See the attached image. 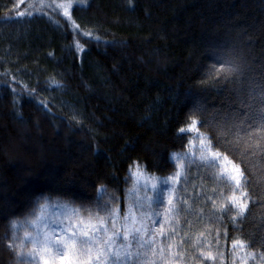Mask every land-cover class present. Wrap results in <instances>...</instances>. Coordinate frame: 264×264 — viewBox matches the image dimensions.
<instances>
[{
    "label": "trees",
    "instance_id": "1",
    "mask_svg": "<svg viewBox=\"0 0 264 264\" xmlns=\"http://www.w3.org/2000/svg\"><path fill=\"white\" fill-rule=\"evenodd\" d=\"M61 2L0 0V264H43L17 242L46 200L103 216L124 210L137 163L176 173L193 119L244 170L248 211L218 216L224 182L187 161L179 257L167 247L130 264H231L237 238L264 261V107L241 104L264 87V0H71V20ZM201 244L216 261L200 258Z\"/></svg>",
    "mask_w": 264,
    "mask_h": 264
},
{
    "label": "snow or ice",
    "instance_id": "2",
    "mask_svg": "<svg viewBox=\"0 0 264 264\" xmlns=\"http://www.w3.org/2000/svg\"><path fill=\"white\" fill-rule=\"evenodd\" d=\"M52 7V5H49ZM56 7L63 10V15L71 20L70 9L72 7L71 0H64V2L56 4ZM23 15V13H20ZM75 28H79L75 21H72ZM85 35H89L85 33ZM229 72L239 73V69L235 66L228 69ZM59 87L60 85H56ZM243 92L244 90L241 89ZM248 97L245 99L241 97V104H248L254 102V98L259 97V103L264 107V87L259 90L255 88L248 89ZM258 119L264 123V110L258 113ZM199 120L193 119L187 128H181L180 131L194 132L196 133V139L199 140V161L207 163L208 166L218 169L216 175L224 182L227 188L228 194L221 193L220 197L222 202L217 208L215 202L212 207L216 209V214L220 216L230 215L234 223L245 215L248 211V203L250 196L245 187L247 184V178L244 170L232 161L226 154L216 151L212 147L211 138L200 132L198 125ZM233 128L239 127V122L233 117L231 120ZM255 136H251L250 140H254ZM236 140L239 142L242 137L236 135ZM248 143V142H245ZM255 147L256 145H251ZM173 159L177 162L178 170L172 177L157 180L155 183L149 184L147 180L144 181V187L150 188L154 193L153 197H145L149 210L154 203L166 204L167 208L160 215L164 219L165 223L169 224L170 231L175 233V228L172 224L175 223V216L179 209L176 207L174 201H180L183 198L176 196V185L180 182V179L185 175V165L181 162L184 159H188L189 163L196 162L195 153L192 152L191 146L189 152L183 154H173ZM221 161L225 163L222 165ZM225 168L227 171H219V169ZM134 176L140 177L143 172L140 169L139 164L136 165V171ZM104 191V189H101ZM141 209L144 205L141 203ZM47 205H41L39 214L36 215V219L31 220L30 223L34 229V234L25 233V240L32 246L29 256L33 259H38L43 264H130V261L134 257H138L140 252L132 251L133 245L130 242L135 241L138 248H145L147 251L144 253L147 256L148 252L153 255L157 254V250L161 256H163L164 248L162 243L157 240L156 232H159L161 239L164 238V225L161 224L159 228L150 230L147 221L151 220L152 224L156 221L152 219L153 213L151 211L145 213L141 217H136L133 208L129 206V212L124 217L125 223L121 225L120 231L116 230V222L120 219V213L118 209H109L107 206L103 209L108 213V219L100 217L98 214L95 218V222L91 217L84 221L82 219L73 220L72 217L78 216V212H69L67 219H56L50 215L45 214ZM235 213V215H232ZM169 215L172 216V221L169 222ZM111 225V228H110ZM137 225H139L137 227ZM12 228L16 230L18 225L15 221L12 222ZM226 235V233H225ZM145 237H149L145 239ZM168 248L173 249L171 252L172 257H179L180 252L175 250L174 242L171 236L168 238ZM124 241V243H117V241ZM183 241H181V244ZM153 245L156 247L154 248ZM204 245L201 244L200 258L202 260L216 261L217 255H214L210 250L204 251ZM248 248V242L244 239H234L232 241V249L235 253L237 249L244 252ZM182 250V249H181ZM256 254L252 253L254 257ZM264 256V253H261Z\"/></svg>",
    "mask_w": 264,
    "mask_h": 264
},
{
    "label": "rangeland",
    "instance_id": "3",
    "mask_svg": "<svg viewBox=\"0 0 264 264\" xmlns=\"http://www.w3.org/2000/svg\"><path fill=\"white\" fill-rule=\"evenodd\" d=\"M190 135V143H189V148L191 146L192 152L195 153L196 156V160H199V140L196 139V133L194 132H188ZM189 148L188 151L186 153L189 152ZM185 154V153H184ZM183 154H181L182 156ZM189 161L188 159H184L181 162L185 165V163ZM225 162L221 161V164L223 165ZM214 168V167H213ZM141 171L143 172V175L140 177L134 176L133 173L136 171V166H134L131 171V187L128 190L127 193V200H126V205L124 207V210H121L120 207H117L115 209L119 210L120 213V219L117 220L116 222V230L120 231L121 229V225H123L125 223L124 221V217H126L128 215L129 212V206L131 205L134 211V214L136 215V217H141L142 215H144L145 213L151 211L153 213L152 215V219L156 221L155 224L151 223V220L147 221L148 227L150 230H154L156 228H159L161 224L164 225V238L161 239V235L159 232H156V238L158 241H160L162 243V246L164 248V252L166 250V248L168 247V237L171 236V239L174 242V233H172L170 231L169 228V224L165 223L164 219L161 217L160 213L164 212L167 208L166 204H160V203H154L151 207V210H149L148 205H147V201L144 199L145 197H153L154 198V193L150 190V188H146L144 187V181L147 180L149 184L151 183H155L157 180H162L164 178H168V177H172L174 176L176 173L166 176V177H161V176H157V175H152L147 173L141 166H140ZM215 172L217 173L218 169L214 168ZM219 171H227V169L225 168H221L219 169ZM182 178V177H181ZM181 180V179H180ZM176 187V196H177V185ZM141 203H143L144 207L143 209H141L140 205ZM174 203H176V207H177V201H174ZM42 205H47V208L45 210V214L46 215H50L56 219H67L68 216L67 214L69 212H78L76 209L70 207L68 204L60 201V200H46L45 203H43ZM40 211V209H39ZM39 214V212H38ZM37 214V215H38ZM235 214V213H234ZM105 218V220L108 219V213L107 214H103V216H100ZM90 217H85L83 215H81L78 212V216H73L72 219L78 220V219H82L84 221H87ZM95 217H91V219L93 220V222H95ZM36 219V217H35ZM172 221V216L169 215V222ZM175 223H176V216H175ZM175 223L172 224V227H174ZM139 225H137L138 227ZM111 228V225H110ZM25 233L28 234H34V229L31 225V223L26 226L23 229V234L22 236H20V239L17 242L18 247L20 248V250L22 251H26L27 253H29L31 251V244L29 242H27L25 240ZM149 237H145V239H148ZM130 242L133 245L132 251H139L140 255L139 257L143 256L144 253L147 251L145 248H138V245L136 244L135 241H131V237H130ZM117 243H124V241L120 240L117 241ZM153 247L155 248L156 246L153 245ZM173 251V249L169 250V254H171V252ZM252 253H255L251 250H249L248 248L246 249V251L242 252L239 249L236 250V252H233V249L231 250V255L228 256V261H230L231 264H264L263 259L257 254L253 257ZM161 258H164V253L163 256H161ZM143 259V257L141 258ZM151 259L150 257L148 258V260ZM170 259L172 260V256L170 255ZM41 261V260H39ZM156 261V260H155ZM42 262V261H41ZM143 262V261H142ZM57 264H60V262L58 261ZM151 264H155V262L151 261Z\"/></svg>",
    "mask_w": 264,
    "mask_h": 264
}]
</instances>
